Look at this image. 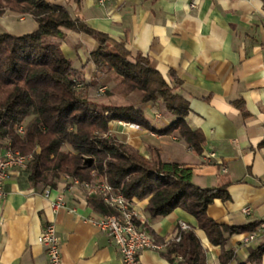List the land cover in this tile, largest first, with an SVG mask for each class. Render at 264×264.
I'll return each mask as SVG.
<instances>
[{"label": "crops", "instance_id": "1", "mask_svg": "<svg viewBox=\"0 0 264 264\" xmlns=\"http://www.w3.org/2000/svg\"><path fill=\"white\" fill-rule=\"evenodd\" d=\"M47 1L67 6L92 28L151 57L168 82L174 71L182 81L177 92L190 106L185 120L202 131L205 141L199 153L178 131L159 134L178 116L164 101L137 102L132 94L124 98L126 103L142 109L154 130L114 120L111 132L148 159L155 154L154 147L162 161L191 167L198 186L226 185L230 198H217L208 206L209 216L217 222L232 226L264 222V0H203L194 9L190 0H112L105 6L98 0ZM37 26L30 15L7 11L0 16V33L21 35ZM64 31V54L76 69H83L84 80L91 81L95 68L88 58L99 42L86 33ZM6 190L0 202V264H48L39 237L51 222L60 238L63 264H122L110 237L87 220L103 213L93 208L76 183L63 179L57 187L34 186L26 174L13 170ZM58 197L65 207L56 211L52 203ZM149 199L130 203L138 222L155 239L169 241L185 223L200 238L206 263L222 264L221 247L210 242L194 215L178 207L166 216L152 217L146 209ZM245 206L250 214L242 211ZM247 232L228 236L225 249L235 253L230 264H264V254L249 260L261 241L243 245ZM165 248L143 250L141 264H178L162 254Z\"/></svg>", "mask_w": 264, "mask_h": 264}, {"label": "trees", "instance_id": "2", "mask_svg": "<svg viewBox=\"0 0 264 264\" xmlns=\"http://www.w3.org/2000/svg\"><path fill=\"white\" fill-rule=\"evenodd\" d=\"M7 10L30 15L38 24L35 30L21 35L0 33V139H8L22 153L31 152L35 146L41 148L28 165L26 175L30 182L34 186L57 187L62 173L85 182L94 171L129 200L150 196L146 209L152 217L166 216L178 207L194 215L210 242L221 247V263L230 264L235 253L225 249L228 236L252 231L259 223L232 226L210 217L208 206L215 199L230 198L227 186L196 185L191 167L162 161L154 147L155 154L146 158L110 130L114 120L154 130L145 112L133 103H99L88 94L89 87L99 84L101 74L114 72L124 95L140 92L143 103L164 101L168 110L178 116L159 134L178 131L200 153L205 137L185 120L190 106L177 92L182 81L174 71H170L168 82L151 57L133 52L124 41L92 28L65 5L47 0H0V16ZM65 29L89 34L100 44L88 58V63L95 66L89 82L61 48ZM235 102L247 114L242 101ZM28 117L32 119L25 125L24 133H18ZM65 144L74 151L62 150ZM89 202L103 214L114 212L94 197ZM177 235L180 240L170 239L162 251L166 258L178 264H207L206 250L192 228H180ZM263 254L261 241L252 249L249 260L257 261Z\"/></svg>", "mask_w": 264, "mask_h": 264}, {"label": "built area", "instance_id": "3", "mask_svg": "<svg viewBox=\"0 0 264 264\" xmlns=\"http://www.w3.org/2000/svg\"><path fill=\"white\" fill-rule=\"evenodd\" d=\"M102 6L111 3L112 0H98ZM203 0H190L189 7L196 8ZM27 157L11 148H0V202L7 196L6 183L13 170L19 174L27 172ZM226 172V167L223 168ZM77 185L87 194L103 201L107 206L114 209L113 213H105L95 217H88V221L105 232L116 246L121 255L122 264H141V252L145 249L160 251L167 246V242L159 243L154 236L141 224L136 222L137 214L131 206L130 200L122 192L115 189L106 179L97 181L79 182ZM46 196L49 197L51 189L47 188ZM57 211L65 207L61 197L53 203ZM74 210V209H73ZM245 214H250L249 206L243 207ZM181 228L187 229L188 225L182 223ZM180 240V235L175 236ZM264 240V222H260L256 229L248 231L243 238V245L249 246L255 242ZM39 242L46 248L48 264H63L60 238L54 223H47L39 237ZM180 258V257H178Z\"/></svg>", "mask_w": 264, "mask_h": 264}, {"label": "rangeland", "instance_id": "4", "mask_svg": "<svg viewBox=\"0 0 264 264\" xmlns=\"http://www.w3.org/2000/svg\"><path fill=\"white\" fill-rule=\"evenodd\" d=\"M10 12H15V11H11V10H7ZM6 11V12H7ZM18 13V12H15ZM5 14V13H4ZM3 14V15H4ZM21 14V13H19ZM2 16V15H1ZM95 68V66H94ZM79 74H82V78H84L83 74V69H77ZM86 71V70H85ZM85 79V78H84ZM93 78H90V80H92ZM88 94L89 97L99 103H105V104H114V105H125V104H130V103H126L127 100H125L124 98H126V96L129 97L130 94L132 99L135 101H140L141 102V93L140 92H133L130 93L128 95H124L123 91H122V87H120V85H118V80L116 78V74L114 72H111L109 74H101V79L98 85L96 86H91L88 88ZM32 119V117H28L26 118L25 122L18 128V133L23 134L24 133V127L25 125ZM119 137V136H118ZM120 139H123L122 137H119ZM124 140V139H123ZM0 148H11L14 152H19L21 155H25L27 157V164L29 165L31 163V161L34 158V154L35 153H39L41 148L39 146H35L31 152L28 153H22L20 150L15 149L11 146L10 141L8 139H0ZM62 150L64 151H74L73 147L69 144H65L62 147ZM27 173V172H26ZM24 173V174H26ZM63 179H67L69 181H71L72 183L75 182V179L72 178L69 174L67 173H62L61 177L59 179V182L62 181ZM100 179H106L105 177L97 174L96 172H92V178L90 181H97ZM43 184H40V186Z\"/></svg>", "mask_w": 264, "mask_h": 264}]
</instances>
